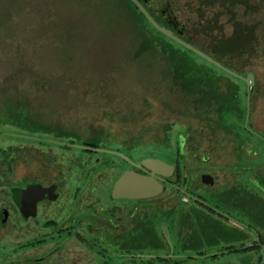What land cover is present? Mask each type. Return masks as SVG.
Masks as SVG:
<instances>
[{"label": "rangeland", "instance_id": "obj_1", "mask_svg": "<svg viewBox=\"0 0 264 264\" xmlns=\"http://www.w3.org/2000/svg\"><path fill=\"white\" fill-rule=\"evenodd\" d=\"M241 1L229 7L230 13L213 4L212 29L209 26L191 28L193 41L190 44L212 58L211 53L216 54L224 64L255 73L258 88L264 93V0ZM239 28L246 34V39L240 42L245 44L240 51L217 52L219 42L233 36ZM140 31L163 39L149 26L138 22L123 0H0V149L9 153L5 159L9 163L8 171L1 179L13 182L23 179L30 184L37 182L32 178L47 184L58 179L63 183L62 188L66 187L63 192L62 188L58 190L59 202L39 203V217L34 215V222L21 218L6 195L5 183L0 184V213L2 208L7 209V216H0L1 250H11L15 244H29L40 235L47 244L32 250L35 252L33 264H130V257L143 253L133 236L140 229V221L144 222L145 208H167V202L173 201L178 203L176 214L184 217L187 214L190 220L196 210H203V215L209 211L193 201L196 197L192 195L193 200L185 204V199L171 188L150 199L108 198L107 191L117 175L131 167L128 161L108 153L4 137V134L38 137L29 130L31 126L24 130L16 124L19 122L7 117V107L19 104L14 107L24 108L18 112L29 114L30 122L56 123L68 134L63 138L50 134L43 138L62 142L72 139L75 145L91 141L96 148L118 151L132 162L140 156L171 165L179 162L190 192L206 194L200 175L210 165L203 162L204 157L209 155L210 160L218 164L228 148L221 145L234 136L232 133L252 137L251 119L246 116L252 112L255 91L250 89L246 93V87L240 86L237 95L242 98L245 93L248 109V115L240 123L227 115L219 118L213 109L216 105L211 102L210 109H198L206 115L200 120L194 115L197 111L192 108V102L171 77L165 75L168 61L161 59L164 54L146 44ZM164 41L184 51L176 42ZM185 54L192 62L223 75L195 55ZM229 79L235 80L230 76ZM54 80L56 83H52ZM43 81L48 85L42 86ZM219 85L226 88L221 89L223 92L227 91L224 82ZM11 144L16 147L9 150ZM31 146L34 151L30 154ZM209 147L212 148L210 154L206 150ZM3 157L0 151V160ZM249 165L251 161H243V167ZM215 171V189H218L221 175ZM250 175L249 170L243 175V183L248 187L253 185L248 177L246 179ZM75 185L80 188L74 190ZM67 195L74 197L68 199ZM83 196H100V199L88 198L84 202ZM199 200L196 201L213 208ZM207 217L227 232H235L217 219L221 216L208 214ZM147 219L157 229L158 224L167 222L162 216ZM192 223L195 228L192 235L200 234V239L196 238L204 244L205 235L198 231V222L192 218ZM88 224L91 231H97H87ZM203 224L205 232L207 225ZM179 225L185 227L182 223ZM185 231L183 229L182 233L186 234ZM246 233L242 231L243 237L249 239ZM258 238L264 241V235ZM181 244H187L185 238ZM187 248L188 251L182 253L185 257L199 252L202 245ZM23 249L17 248L10 260L22 259ZM219 260V264H243V260L255 263L256 259L247 252L219 255ZM10 264L29 263L19 260ZM180 264L211 263L192 259Z\"/></svg>", "mask_w": 264, "mask_h": 264}, {"label": "flooded vegetation", "instance_id": "obj_2", "mask_svg": "<svg viewBox=\"0 0 264 264\" xmlns=\"http://www.w3.org/2000/svg\"><path fill=\"white\" fill-rule=\"evenodd\" d=\"M123 1L126 3V6L128 7V9L133 12V15L135 16L138 22H142L146 26L154 28L151 25L150 21H148V19L139 11V9L136 7V5L131 0H123ZM137 1L144 7V9L148 12V14L153 18V20L159 26L171 30L175 36L186 41L187 43L193 41L191 38L192 36L191 28H194V27H207L208 28V26H210L212 5L216 3L218 6L224 9L225 7H223L222 3L224 4L226 3V0H137ZM232 71L241 77H245L246 74L249 72L248 70L242 71L239 68H235ZM226 74L219 75L220 80H221L220 84L221 83L223 84V82L226 83L227 81H230L232 82L230 84V87L232 89H240V86H242V84L244 87H246V84L240 78H236L232 75H229V74L226 75ZM253 74H254L255 80H254L253 86L250 88L255 91V95L253 98L252 112L249 116H246L248 115L247 107L245 111L246 119L248 117L249 119H251L252 137H249L248 135L247 137L246 134L242 135L240 133H232L234 136H230V139L228 141H225L223 145H221L222 147L228 146V148H226L227 152H225L224 154H221L223 161L218 164L217 163L215 164L212 160H210L209 155L204 157L203 162L209 164L210 167L208 170H203L202 174H208L213 177L212 184H203L201 182L202 183L201 185H203L206 188L207 193L202 195L198 191H196L195 193L198 194V196H200V197H197L190 192L191 191L190 188L180 187V183L177 180V173H176L177 169H176L175 164H172L175 168L174 173L170 177L164 178V180L166 181V184H164V190L162 193L166 192L168 188H171L175 191H179L180 193H182L181 192L182 190L186 194L195 196L197 199H200L206 202L208 205H211L213 207L211 208V207H208L207 205H203L202 203L196 200H193L191 197L187 196L185 193H182L183 196L181 197V199L183 200L185 199L184 201L185 204H189L190 200H193L199 203L200 205L206 207L207 209H209V211H206V212L204 211L206 214L203 216V220L205 221L206 225H213V227L206 228L205 236L202 237L203 238L202 242H204V244L198 241V238L196 237H199V236L192 235L189 232V229L185 231L186 232L185 240L188 241V243L181 244L183 237L181 235L178 236L176 234V231L179 230L178 227H180L179 225L180 223L184 222L185 224H187V221L185 222L184 218H188V217H186L187 214H185V217L183 219L182 218L180 219V216L176 214V211L178 209L177 208L178 203L176 202L173 203V201H169L167 202L168 203L167 208L165 206L155 207V208H145L144 222L140 221V226H139L140 229L139 231H137L138 234L135 233L133 236L134 242H137V244H139V247L143 250V253H140V255H138V257L142 258L139 264H169L167 260L173 261L170 264H180L181 262H187L188 260L192 261V259H194L197 262H201V263L219 264L220 263L219 255L224 256L226 254L230 255V254H237V253L243 254V250L246 248H249V251H246L245 253L247 252L252 253L253 257H255L256 260H255V263L251 261L248 262L246 260H243L242 263L243 264H259L260 263L261 261L260 244L264 243V241L261 242L258 238V235L260 234L264 235V93L262 90H259L258 88L259 85L257 83V76L255 73ZM229 76H231L232 79H235V80L232 81L231 79H229ZM225 85L226 87L228 86L227 84ZM220 88L222 90L226 89L224 88L223 85H220ZM246 91H247V88H246ZM239 102L240 101L235 100V99L231 100V103L235 104V106H238ZM211 103L215 104V102H211ZM238 113H239L238 116H235V120L238 123H240L241 122V112H238ZM37 138L40 139L38 141H42V142H46L45 140H55V139H46V138H41V137H37ZM29 141L38 142L34 140H29ZM65 143L73 144L74 142H72V139H71ZM92 143L94 142L85 141L83 146H87L90 148H96L97 146L93 145ZM96 149H100V148H96ZM83 150H86V149H83ZM206 150L210 154V152L212 151V148L209 147ZM33 151H34V146L29 147L30 154ZM87 151H92V152L97 153V151H94V150H87ZM101 153H105V152H101ZM145 158H148V157H144V156H140L139 158L136 157L135 158L136 160L134 159L133 161L136 164H140V162ZM124 161L126 160L124 159ZM243 161H251V165L243 167ZM130 165L131 167L127 170H133L141 174L148 173V171L144 168H137L136 166L132 164ZM216 166L218 167L220 166L219 169H215ZM215 170H218L221 175L220 185L218 189H215V174H214L216 172ZM248 170L251 172V175L246 176V179L248 177L251 183L253 184L251 187L245 186V184L243 183V175L246 174ZM174 174H175V177H174ZM119 176L120 175L118 174L116 178L118 179ZM96 177H98L97 174H96ZM32 179L36 180L39 183L36 182L34 184H30L28 183V181L27 182L25 181V184L24 186H22V188L18 186L14 189L15 195H13L10 200L12 206L14 207V209H16L17 213H19V215L22 216L21 218H23L24 221H26V219L32 220L34 215H36L35 216L36 218L39 217L38 216L39 215L38 214L39 203L53 204L55 202H59V200L61 199L59 191L62 188L63 183L58 182V179L52 180L48 184L41 182L39 179H34V178ZM15 182H18V181H15ZM113 184L109 186V189L107 191L108 198H111L110 193H111ZM29 185H40L44 188L53 187V190H52L51 195L44 194L38 200V202L36 203V211L33 216L24 217L19 210L18 193L20 189H24ZM65 188L66 187H63L61 189V192H63ZM79 188H80V185H75V188L73 189L77 190ZM162 193L160 195H162ZM66 197L68 199H71L74 197V195H67ZM88 198H89L88 196L82 197L84 202H86V199L88 200ZM90 198L92 200L93 199L99 200L100 196H95V197H90ZM127 200H130V199H127ZM244 201H249V203H251V211L249 215L243 212ZM3 209L5 208H2L1 212ZM173 209H174V214H173ZM213 209H215L216 211H214ZM226 209L232 213H228L227 211H225ZM210 211H213L215 215L221 216L220 218L215 217V219L217 218L219 219V221L223 222L226 226H229L235 229V232L229 233L226 231L225 228L216 225L217 223L215 221L212 222L207 217L208 214L214 215ZM157 216L158 217L162 216L163 219L168 222V224L167 222L166 224L165 222L162 224L160 223L158 224V229H157V226L153 227V223L150 222V220H148L147 218L148 217L156 218ZM249 218L251 220L250 222H248L247 220ZM244 223H246V225H244ZM163 224H165L168 228L170 239H171V246L166 242L163 236V233H162ZM169 224H171L172 230L170 229ZM89 225L90 224L86 226L87 231L89 232L97 231L94 227L93 228L95 230L91 231L89 229ZM149 225L151 228L149 227ZM146 228H149V229L147 230ZM237 229L239 230L238 232L239 234L237 233ZM242 231L247 232L246 234L247 236H250V238L246 239V237H243ZM42 234H45V232L41 233V235ZM68 235H70V237L73 236L72 232H70ZM75 235L77 234L75 233ZM174 239L176 240L175 244H174ZM219 240L222 241V243H219ZM78 241L81 242V240H78ZM164 241L166 242L167 246L164 244ZM46 244L47 243L45 242V240H41L40 235H39V236L34 237L32 239V242L29 244H15L13 245L11 250L6 249V248H4L3 250L0 249V254H1L0 264H10L13 261H19V260L27 261L29 264H33V261L35 259H32L33 258L32 255H34L35 252L34 251L32 252V250L35 248L44 247ZM174 245H176V247H174ZM186 245L189 247L191 246L200 247L202 245V249H199V252H195V254L193 255H189L185 257L183 256L182 253H184L185 251H188V249L187 250L185 249ZM17 248L18 249L24 248L22 252L23 254L25 253V255H23L24 257H22V259L10 260L9 257L11 256V254L14 253L15 250L18 251ZM29 255L31 256L29 257ZM177 257H180V259L179 258L177 259ZM207 257L209 258L213 257L214 260L206 261L205 258ZM156 258H163L165 259V261H158L156 260Z\"/></svg>", "mask_w": 264, "mask_h": 264}, {"label": "trees", "instance_id": "obj_3", "mask_svg": "<svg viewBox=\"0 0 264 264\" xmlns=\"http://www.w3.org/2000/svg\"><path fill=\"white\" fill-rule=\"evenodd\" d=\"M236 3H242V1L241 0H226V3L225 4L222 3V5H223V7H225V10L228 13H230L229 7L233 6ZM150 28L153 29L159 35H161L163 37V39H160L158 37H154V36L149 35V34L145 35L143 31H140L141 38H143L145 40L146 44H148L149 46H152V48L155 51L156 50L158 52L161 51V53L164 54V56L161 57V59H165L168 61V66L165 67L166 68L165 69L166 70L165 75L166 76L169 75L171 77V79L173 80V82H175V84L180 87L182 92L185 94V97H187V99H189L192 102V108L197 111L196 113H194V115H196L197 118H199L200 120H203V118H205V116H206L204 114V112L199 111L198 109L202 108L203 111L208 110V109H210V106H211L210 102H215L216 108L214 107L213 109H215V111H217L219 118L222 119L226 115L231 116V117H235V116H238V114H239L238 112H241V120L242 121L244 120L245 111H246L245 93H244V97L240 98L237 95L238 92L240 91V89H232L230 87V84L232 82H230V81H227L225 83L228 85L227 91L223 92L220 88V85H219L221 80H220V76L218 74L213 73L212 71L205 69L204 66H200V64L192 62L191 60H189V58L186 57L185 52H188V53L195 55L194 53L183 48L179 44H177V45L182 47V49L184 51L181 52L179 50H176L175 48L171 47L166 41H164L165 39H167L168 41L173 42L172 40L166 38L164 35H162L158 31H156L154 28H152V27H150ZM209 28L212 29V26L210 25ZM244 31H243V28H239L237 30L238 33L236 32L233 36L229 37L226 40H224V39L221 40L219 42L218 50H216V51L222 52V53H225V52L236 53V51H238L240 48H242L245 45L244 43L243 44L240 43L246 39V37L244 36V35H246L244 33ZM240 34H242V35H240ZM241 38H243V39H241ZM173 43H175V42H173ZM235 43H236V45H235ZM240 44H241V46H239ZM211 55L214 56L213 59L215 58L216 61L220 62L224 66H226L232 70L237 68V67H234V66L226 63L225 61L224 62L226 64H224L222 62L223 61L222 58H220V57H218L212 53H211ZM195 56L200 58L197 55H195ZM137 57H138V55H137ZM200 59H202V58H200ZM202 61L209 64L211 67L218 69L217 67L210 64L206 60L202 59ZM218 70H220V69H218ZM223 74H226V73L223 72ZM52 83H56L55 80L52 81ZM41 85L45 86V85H48V83L43 81V83ZM54 91H57V90H54ZM222 94H225V96L223 97ZM234 99L240 101L238 106H235V104L231 103V100H234ZM26 100L28 101V99H26ZM27 103L28 102H26V104ZM212 104H214V103H212ZM14 106H19V104H15V103L10 104V106L7 107L6 115H7V117L10 118L11 121L19 122L16 124L19 127H23L24 130H26L27 126L29 125V126H31V127H29V130L33 131L31 133L38 135V137L40 136L41 138H43L45 135H49V134L52 135V137H54V138H63L65 135L68 136L67 132H65V130L63 128H61V125L57 126L56 123L30 122L29 114L24 113V115H22L21 113L18 112L19 110H24V108L23 109H16V107H14ZM20 122H23L24 125L20 124ZM4 137L9 138V139H24V138H21L18 136H11L10 137V136L5 135V134H4ZM25 140H27V139H25ZM34 143H38L40 145H51L49 143L42 142V141H38V142H34ZM15 147L16 146L11 144L8 146V149L11 150ZM0 151L4 155V157L1 158V160H0V165H1L0 166V184L5 183L6 195H7L8 199L11 200L12 196L15 195L14 189L18 186H20V187L24 186L25 181L20 180L18 182H13L11 180L1 179V176H3L8 171V169H6V168L9 165V163L5 162V159L8 157L9 153L6 152L5 149H3V148H1ZM3 165L5 166V168L2 167ZM175 165H176V169H177V171H176L177 180L180 183V187H186V185H187L186 179L187 178L184 177V171H183L184 169L182 168L181 164H179V162H177ZM191 193L197 197H200L195 192L194 193L191 192ZM176 194L181 195V197L183 196L179 191H176ZM201 211H203V210H201ZM201 211H197V210L194 211V214H192V216H191V220H190V218H184V216H180L182 219L183 218L185 219L184 220L185 222L187 221V224L182 222V224H184L185 227H178L179 230L176 231V234L178 236L181 235L183 237V239L186 237L185 236L186 234H184V236H183V234H181L183 229H186V231L189 229V232L191 234H193L195 232V228H194V225L192 223V218H193L194 221L196 223L198 222V224L200 226V228H198V231L200 230V232L204 233V235H205V232L202 229L204 226L203 223H205V221L203 220L204 215H203V212H201ZM250 211H251V203H249V201H244L243 212L245 214L249 215ZM247 220H248V222L251 221L250 218ZM206 227L207 228L213 227V225H207ZM198 235L200 236V234H198ZM185 242L188 243V241H186V240H185ZM164 244L167 246L165 241H164ZM185 249L186 250L188 249L187 246L185 247ZM246 251H249V248L244 249L243 253H245ZM140 260H142L141 257H130L129 262H130V264H139ZM156 260L165 261V259H163V258H156Z\"/></svg>", "mask_w": 264, "mask_h": 264}, {"label": "water", "instance_id": "obj_4", "mask_svg": "<svg viewBox=\"0 0 264 264\" xmlns=\"http://www.w3.org/2000/svg\"><path fill=\"white\" fill-rule=\"evenodd\" d=\"M139 11L150 21L151 25L154 27L156 31L164 35L165 37L169 38L170 40L176 42L177 44L181 45L183 48L191 51L195 55L199 56L200 58L206 60L210 64L214 65L215 67L221 69L222 71L226 72L229 75H232L236 78H240L244 81L247 88V93L249 89L254 84V74L252 72H248L245 77H241L226 66L222 65L220 62L216 61L206 53L200 51L193 45L187 43L186 41L180 39L179 37L175 36L171 30L166 29L164 27L159 26L153 18L148 14V12L144 9V7L137 1L131 0ZM24 139L38 141L40 140L37 137H24L18 136ZM47 143L59 145V146H68L74 147L78 149H86V150H94L97 152H105L114 155H118L124 158L126 161L131 163L132 165L136 166L137 168H144L148 171L147 174H141L133 170L124 171L119 178L114 182L112 190H111V198L112 199H130V200H138V199H149L155 196L160 195L164 190V184L166 181L164 178L170 177L174 173V166L160 159L155 158H145L143 159L140 164H136L129 160V158L125 157L124 155L114 152L108 151L104 149H96L90 148L83 145H75L70 143H65L62 141H55V140H45ZM200 180L203 184H212L213 177L208 174H202L200 176ZM53 187L44 188L40 185H29L24 189H20L18 193V205L21 214L24 217H30L35 214L36 211V203L44 194H52ZM182 193H185L181 190ZM186 194V193H185ZM190 197V194H186ZM192 197V196H191ZM194 198V197H193ZM197 200V198H194ZM200 201V200H199ZM1 216L5 218L7 216V210L3 209L1 212ZM162 233L166 240V242L171 246V239L168 228L166 226H162ZM260 253H261V261L259 264H264V243L260 244Z\"/></svg>", "mask_w": 264, "mask_h": 264}]
</instances>
